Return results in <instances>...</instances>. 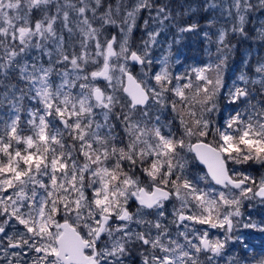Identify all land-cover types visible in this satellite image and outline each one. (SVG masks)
<instances>
[{"label": "snow or ice", "instance_id": "obj_1", "mask_svg": "<svg viewBox=\"0 0 264 264\" xmlns=\"http://www.w3.org/2000/svg\"><path fill=\"white\" fill-rule=\"evenodd\" d=\"M186 34L207 60L174 73ZM234 37L264 46V0H0V264H247L264 56L229 84Z\"/></svg>", "mask_w": 264, "mask_h": 264}, {"label": "trees", "instance_id": "obj_2", "mask_svg": "<svg viewBox=\"0 0 264 264\" xmlns=\"http://www.w3.org/2000/svg\"><path fill=\"white\" fill-rule=\"evenodd\" d=\"M174 6L180 4H197L199 0H172ZM199 19L201 24L204 23V18L200 13H197L194 17ZM259 19V18H258ZM258 22V21H257ZM252 25H249L251 30ZM137 37L140 35L136 34ZM173 38L172 31H165L160 37V44L154 49V55L159 57L167 49L168 42ZM233 42L236 43V50L231 55L228 68L225 72V78L227 82L231 83V80L235 78L242 67V61L251 53L253 57L264 56V46L251 39L244 40L238 37L233 38ZM205 46L198 36L194 34H186L185 38L179 45H173V63L171 64L174 73H183L185 69L190 65H200L207 60L205 54ZM179 58L180 63L176 64L174 61ZM222 107L227 103L226 100L221 99L220 105ZM228 110L231 106L227 105ZM170 112L165 111L162 114V120L171 118ZM243 222H253L257 224L264 223V203L256 205H248L245 202V206L242 209ZM234 236L242 237V241H235L230 243V251L233 255L246 258L247 264H257L258 261L264 259V232L257 229H245L241 226V230L238 233H233ZM247 245V248L244 245Z\"/></svg>", "mask_w": 264, "mask_h": 264}, {"label": "rangeland", "instance_id": "obj_3", "mask_svg": "<svg viewBox=\"0 0 264 264\" xmlns=\"http://www.w3.org/2000/svg\"><path fill=\"white\" fill-rule=\"evenodd\" d=\"M228 83L230 84V82H228ZM227 105H228V103H226V104L222 107L220 113L214 114V115H213V119L222 122L223 117L227 116L228 113L231 111V109L228 110ZM221 106H222V103H221V105H220V108H221ZM170 114H171V113H170ZM246 203H247L248 205H256V204H260V202H258V201H252V202H250V203H249V202H246ZM239 230H241V227H239L238 230L235 231V233H238ZM214 231H215V230H214Z\"/></svg>", "mask_w": 264, "mask_h": 264}]
</instances>
